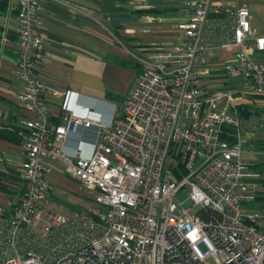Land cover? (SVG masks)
Wrapping results in <instances>:
<instances>
[{
	"label": "built area",
	"instance_id": "built-area-1",
	"mask_svg": "<svg viewBox=\"0 0 264 264\" xmlns=\"http://www.w3.org/2000/svg\"><path fill=\"white\" fill-rule=\"evenodd\" d=\"M42 1H15L18 98L31 116L19 194L0 218V264H264V170L242 158L264 138V34L253 30L249 7L234 10L221 46L238 50L224 68L226 85L213 92L196 63L209 44L213 0H186L180 43L149 58L134 54L143 68L112 122L86 105L84 119L70 118L98 126L91 154L73 157L57 145L69 128L53 122L51 89L38 75L47 46ZM58 160L89 206L51 207Z\"/></svg>",
	"mask_w": 264,
	"mask_h": 264
},
{
	"label": "crops",
	"instance_id": "crops-1",
	"mask_svg": "<svg viewBox=\"0 0 264 264\" xmlns=\"http://www.w3.org/2000/svg\"><path fill=\"white\" fill-rule=\"evenodd\" d=\"M15 1L8 0V6L0 12V218L10 216L19 194L26 144L22 129L24 121L31 116L18 98L23 82L16 72L19 25ZM185 1L43 0L40 31L47 46L38 75L51 89L47 102L53 122H64L69 128L70 118H85L80 105H86L104 123H111L138 77L141 66L134 54L149 58L158 50L173 49L180 43L182 34L177 26L186 20ZM243 3L249 7L245 0L212 2L208 21L212 29L206 32L209 44L196 63L203 69L204 84L213 92L226 85L224 68L238 50V47H222L221 43L233 32L234 10ZM150 9L157 12L145 14ZM251 15L250 9L253 30L264 34ZM115 16L149 19L112 22ZM97 134V125L74 124L65 142L57 145H62L70 156H88ZM56 168L65 175L55 174ZM52 183L49 203L62 192L55 188V183L75 188L79 182L64 172L63 162L58 160L53 167ZM79 184L75 189L78 201ZM57 205L67 207L63 203Z\"/></svg>",
	"mask_w": 264,
	"mask_h": 264
},
{
	"label": "rangeland",
	"instance_id": "rangeland-1",
	"mask_svg": "<svg viewBox=\"0 0 264 264\" xmlns=\"http://www.w3.org/2000/svg\"><path fill=\"white\" fill-rule=\"evenodd\" d=\"M245 1L249 2V7L251 9V14H252L251 17L256 22L259 23L262 29H264V0H245ZM242 158L250 162H253V163L264 162V150H258L256 152H251V153H243ZM54 170H55L54 171L55 174H59L61 176L65 175L60 169L56 168ZM55 184H56L55 188L62 190V192L57 193V197L52 198L50 202L51 207H55L57 203H61V204L63 203V204H66L67 206H71V205H74V202L78 201V199L75 198V196H78L75 192V189L77 188V184L79 183L73 186L75 188L69 187L68 185L65 186L63 184L62 185L57 184V183ZM79 186H80L79 187V193H80L79 198H81L79 200H81L82 203H85V204L78 205V207L84 208L85 205L89 206L91 199H89L88 196L85 197L87 194V190L84 189L82 185L79 184ZM188 195L189 193L183 190L177 194V199L180 202H182L186 197H188ZM198 209H199V206H194L192 208L193 211H197Z\"/></svg>",
	"mask_w": 264,
	"mask_h": 264
},
{
	"label": "trees",
	"instance_id": "trees-1",
	"mask_svg": "<svg viewBox=\"0 0 264 264\" xmlns=\"http://www.w3.org/2000/svg\"><path fill=\"white\" fill-rule=\"evenodd\" d=\"M8 0H0V12L5 10L6 7L8 6ZM154 12H157L156 10L154 9H150V10H145V14H152ZM159 13V12H158ZM141 68L139 67V73L141 72L142 70V65L140 64ZM138 73V75H139ZM244 111L245 112H249L252 110V106L250 105H243L242 106ZM249 146H251V148H254L256 149L257 151L258 150H264V138H257V139H252L249 143ZM259 170H264V162H262V164L260 163H257V166H256ZM72 207H75L73 205H71Z\"/></svg>",
	"mask_w": 264,
	"mask_h": 264
},
{
	"label": "water",
	"instance_id": "water-1",
	"mask_svg": "<svg viewBox=\"0 0 264 264\" xmlns=\"http://www.w3.org/2000/svg\"><path fill=\"white\" fill-rule=\"evenodd\" d=\"M149 18L146 16H115L111 18L112 22H136V21H147ZM75 122H71L69 128L74 125Z\"/></svg>",
	"mask_w": 264,
	"mask_h": 264
}]
</instances>
